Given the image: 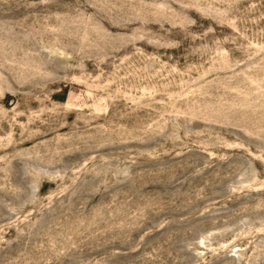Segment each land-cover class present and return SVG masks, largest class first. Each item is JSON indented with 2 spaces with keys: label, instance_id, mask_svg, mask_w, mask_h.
<instances>
[{
  "label": "rangeland",
  "instance_id": "1",
  "mask_svg": "<svg viewBox=\"0 0 264 264\" xmlns=\"http://www.w3.org/2000/svg\"><path fill=\"white\" fill-rule=\"evenodd\" d=\"M0 264H264V0H0Z\"/></svg>",
  "mask_w": 264,
  "mask_h": 264
}]
</instances>
